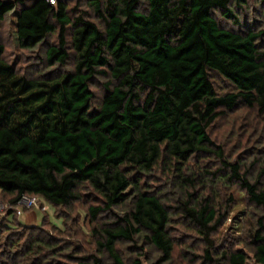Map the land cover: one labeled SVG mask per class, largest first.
I'll use <instances>...</instances> for the list:
<instances>
[{"label": "trees", "instance_id": "1", "mask_svg": "<svg viewBox=\"0 0 264 264\" xmlns=\"http://www.w3.org/2000/svg\"><path fill=\"white\" fill-rule=\"evenodd\" d=\"M23 1L0 0V21L20 6L15 12L17 45L33 48L58 27V42L45 50V60L48 65L65 63L69 35L76 67L55 77L28 78L3 58L0 43V191L12 196L14 204L31 195L66 207L80 200L73 193L93 177L89 184L101 206L87 208L91 222L125 201L129 205L123 214L93 228L96 250L123 264L115 244L133 242L142 233L143 243L164 249L152 264L163 263L173 251L170 211L158 195L144 189L141 177L160 164L184 183L179 187H193L194 177L183 174L192 157H222L208 136L213 121L238 104L251 108L252 88L261 95L257 111L264 112V28L254 30L240 20L238 11L248 0H106L103 10V0H89L104 31L84 15L71 17L64 0L55 5ZM220 19L238 29L222 26ZM101 65L109 72H97L94 66ZM109 73L114 85L123 84L129 92L104 84L99 104L88 111L92 79ZM212 73L233 90L218 95ZM14 116L20 118L10 126ZM146 147L150 154H145ZM223 162L231 168L229 177L262 210L252 239L254 259L264 264V161L254 182L240 174L239 165ZM53 173L61 175L59 183ZM135 186L141 190L133 195ZM194 194L186 193L179 209L199 232L211 215L207 208L196 212L190 207ZM132 248L137 251L131 264H141L143 248ZM205 253L210 259L209 251ZM67 257L74 264H101L91 256ZM223 257L228 264L245 262L240 251L224 252Z\"/></svg>", "mask_w": 264, "mask_h": 264}, {"label": "rangeland", "instance_id": "2", "mask_svg": "<svg viewBox=\"0 0 264 264\" xmlns=\"http://www.w3.org/2000/svg\"><path fill=\"white\" fill-rule=\"evenodd\" d=\"M31 0H24L28 4ZM57 1V0H56ZM69 14L75 17L79 14L84 15L86 20L92 22L97 20L94 12H89V0H64ZM56 4V2H55ZM71 4V7H69ZM20 6L16 7V11ZM12 11L4 15L0 21V43L3 45V58L13 65L17 72L28 78H50L60 73L68 71L65 65L74 64V54L71 49L70 36L67 35L68 59L63 65L57 64V67L51 68L45 60V50L57 44L58 27L45 39L30 49L20 48L15 39L16 15ZM238 16L243 24L254 30L264 28V2L259 0H248L243 10L238 11ZM220 24L228 29H238L229 21L219 20ZM101 23V21L99 20ZM53 34L55 37L53 38ZM21 49L25 51H20ZM7 51V55L4 53ZM15 52L13 55L12 53ZM10 57V60H9ZM53 65V64H52ZM42 69H47L43 70ZM96 75L90 85L99 89V93L92 92L91 101L96 108L101 97L104 94V83L97 79ZM106 77V76H105ZM211 78L215 91L218 95L232 91L231 84L223 80L220 76L212 73ZM251 108L238 104L231 110L224 111L208 127V136L214 145L220 149L221 156L213 153H200L187 163L188 169L184 176H193L194 186L199 184L200 187L195 191L192 199L199 196L201 191L215 192L219 195L223 191L227 201L232 202L235 211H227L219 216V221L214 232H219L224 228V234L219 238V242L211 249L210 259H205L206 248L200 249L199 245L206 242V239L198 235L197 226L189 218L181 213L179 202L183 201L184 192L179 189L188 188L183 184L172 171H167L162 166L157 165L148 174L141 177L144 189L158 195L167 209L170 211V222L168 225L169 234L173 240V248H179L176 251L174 260L169 264H180L181 261L187 260V264L199 260V264H228L223 257L224 252L240 251L245 256L244 264H258L253 256V233L258 227V218L262 210L258 209L248 200V196L241 197L239 192H245L240 184L233 178H230L231 168L225 166L224 161L239 165L240 174L249 177H255L261 169L264 161V119H261L256 125L253 121L260 117L258 111L253 115ZM193 174V175H192ZM165 175L168 179H165ZM263 178V177H262ZM255 180V179H254ZM206 185L203 186V183ZM254 182V181H251ZM84 187H87L84 185ZM192 187V186H190ZM78 201L72 202L66 207L52 206L45 200L31 195L24 196L16 204L12 203V196L0 191V264H54L69 261L68 254L72 256H91L100 260L101 264H115L106 252L97 251L95 245L96 232L93 228H98L102 223L112 220L115 214H121L119 206H115L111 213H100L95 222H91L84 208L89 201L93 205L97 204V197L91 190L82 192ZM206 199L215 200V195L205 196ZM171 199V203L165 201ZM127 209V203L122 204ZM239 205V207H237ZM79 208V210H75ZM255 209V211H253ZM255 216V221L251 217ZM70 217V219H69ZM225 221L227 222L225 224ZM257 226L253 229L252 224ZM245 228V234L249 237L244 247H235L234 242L242 240V237L232 236L229 233L235 229ZM172 233H179L173 235ZM18 245V246H17ZM141 246L143 248V260L149 259L150 253L144 251L148 244L143 243V239H134L133 242L118 241L115 244L119 257L123 264H131V260L136 256L132 246ZM92 251H89V249ZM67 249V251H66ZM247 249V251L245 250ZM209 251V250H208ZM201 252L203 256L201 258ZM251 252V255H249ZM86 253V254H81ZM101 253V255H97ZM213 254L219 257L214 260ZM74 264V262H72ZM163 264V263H161Z\"/></svg>", "mask_w": 264, "mask_h": 264}, {"label": "clouds", "instance_id": "3", "mask_svg": "<svg viewBox=\"0 0 264 264\" xmlns=\"http://www.w3.org/2000/svg\"><path fill=\"white\" fill-rule=\"evenodd\" d=\"M49 2L53 5H55L56 0H49ZM75 0H72V3H74ZM106 5V0H103L102 4H101V8L103 10L104 6ZM69 7H71V4H69ZM90 13L95 11L94 7H88L87 9ZM123 17H121L122 19ZM96 23L97 28H100L101 31H104L102 24L99 22V18H97L96 21H94ZM55 37V34H53V38ZM20 51H25L23 49H21ZM7 51L4 53V55H7ZM13 55L15 54V52L12 53ZM106 58L111 60V56L110 54L106 55ZM10 60V57H9ZM51 68H55L57 67V64H53L50 66ZM66 70L68 71H73L76 67L75 64H71V65H65L64 66ZM95 70L97 72L99 71H103V72H109V69L101 66H94ZM43 70H47V69H42ZM95 74V73H93ZM130 74V73H129ZM97 79L101 80L102 83L107 84L109 87H118L120 88L123 92L127 93L129 92L128 87L124 86L123 84H119V85H114L112 82L115 81V77L113 75H111L109 73V75L105 76H97ZM91 92L93 93H99V89L95 86H91L89 85ZM251 92V96L253 97V103L251 106V113L254 115L257 110L260 108V100H261V95L260 93L257 92V90L255 88H252L250 90ZM141 98H143V93H140ZM91 106H95L93 101H90V108L88 109V111L91 110ZM20 117L14 116L12 121L10 122V126H15L16 120L19 119ZM261 119H264V112H261L260 117H257L256 120L253 121V125L255 126L257 122H259ZM264 126V125H262ZM12 140H15V137H12ZM145 154H150V152L148 151V148L146 147L145 149ZM131 155V153H130ZM128 161H126L127 163ZM159 163V160H157V164ZM123 165H121L122 167ZM156 164H154L153 170L156 168ZM169 170H171V165H169ZM65 172L68 171V169L64 170ZM185 172L191 171L190 169L185 168L184 170ZM55 175L56 181L57 183H59L60 179H61V175L60 174H56L53 173ZM165 179H168V176L165 175L164 177ZM93 177H89V180H92ZM96 179H98L102 184L104 182V177L102 175H98L96 177ZM250 181H254L255 177H249ZM89 180H85L83 181V185L81 187L78 188V190L76 192L73 193V195H80L82 192L87 191V190H92L95 191V189H91V185L89 184ZM201 183H203V181H201ZM84 185H87V187H84ZM131 187V185H129ZM200 187L199 184H196L193 187H188L186 189H179L178 191L184 192L185 195L182 196V199H184L185 201H187V195L186 193L188 192H192V191H196L198 188ZM136 190L133 193V195L138 194V192L141 190L139 188V186H135ZM108 192H110V189H106L105 194H107ZM97 195H100V193H97ZM209 195H215V200H209L203 204H201V201L204 200L205 196H209ZM239 196L244 197L247 195L246 192H239L238 193ZM172 200L169 199L167 201H165V203H171ZM125 203H127V201H125ZM96 206H101L99 204H97ZM93 207V203L91 201H89L86 205H84V208H91ZM190 207L196 211L199 212L201 207L203 208H207L209 209L211 218L208 219L206 221V224H202L199 226L200 231L197 233L198 235L201 236H205L206 235V242L199 245L200 249H204L207 248L209 250V252L211 253V249L213 247H215V244L219 242V238L224 234V228H221L219 232H214L211 230L212 225L215 224V221L219 218V216L221 214L226 213L227 211L231 210V211H235V208L232 207V202L231 201H227L225 198V194L223 191H220L219 195H216L215 192L213 193H209V191H201L199 196L190 204ZM237 207H239V205H237ZM262 208H264V205L261 206ZM75 210H79V208L75 209ZM118 210L120 211L121 214H123L125 211H127V208L124 207L123 205L119 206ZM253 211H255V209H253ZM182 213H177V215H180ZM70 219V217H69ZM252 221H255V216L251 217ZM227 222L225 221V224ZM257 225L255 223L252 224V228L254 229ZM133 227H135V224L133 223ZM247 227V225H245L244 227L240 228L239 232H236L235 229H233L232 232L229 233V238H231L232 236H241L242 240L238 241V242H234V246L235 247H244L245 246V242L247 241V239H249V237L245 234V228ZM173 235H178L179 233H172ZM142 233H137L136 236L134 237V239L139 240L142 237ZM0 239H2V237H0ZM18 246V245H17ZM185 247V245H180L179 248H183ZM179 248L174 247L172 253L169 255L168 260H165L163 262V264H169V261L174 260V257L176 255V251L179 250ZM247 251V249H245ZM67 251V249H66ZM89 251H92V249L90 248ZM144 251H147L150 253L149 255V259L147 261L143 260V254H140V258H141V264H152L153 261H157L158 257L162 256L164 253V249L163 248H157L154 249V246L149 243L147 248L144 249ZM253 251H255V249H253ZM86 254V253H81ZM97 255H101V253H97ZM249 255H251V252H249ZM203 256V253L201 252V258ZM214 256V260H218L219 257L215 254H213ZM89 264H91V262H89ZM110 264V262H109ZM180 264H187V260L181 261ZM193 264H199V260L193 262Z\"/></svg>", "mask_w": 264, "mask_h": 264}, {"label": "built area", "instance_id": "4", "mask_svg": "<svg viewBox=\"0 0 264 264\" xmlns=\"http://www.w3.org/2000/svg\"><path fill=\"white\" fill-rule=\"evenodd\" d=\"M48 1V3L50 4V5H53V4H51L50 2H49V0H47Z\"/></svg>", "mask_w": 264, "mask_h": 264}]
</instances>
